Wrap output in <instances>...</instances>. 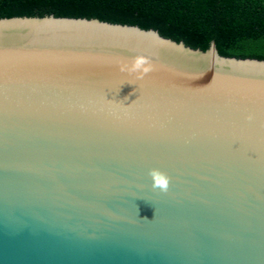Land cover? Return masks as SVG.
<instances>
[{"label": "water", "instance_id": "obj_1", "mask_svg": "<svg viewBox=\"0 0 264 264\" xmlns=\"http://www.w3.org/2000/svg\"><path fill=\"white\" fill-rule=\"evenodd\" d=\"M0 264H264V60L0 20Z\"/></svg>", "mask_w": 264, "mask_h": 264}, {"label": "trees", "instance_id": "obj_2", "mask_svg": "<svg viewBox=\"0 0 264 264\" xmlns=\"http://www.w3.org/2000/svg\"><path fill=\"white\" fill-rule=\"evenodd\" d=\"M98 20L157 31L201 51L264 60V0H0V20Z\"/></svg>", "mask_w": 264, "mask_h": 264}, {"label": "clouds", "instance_id": "obj_3", "mask_svg": "<svg viewBox=\"0 0 264 264\" xmlns=\"http://www.w3.org/2000/svg\"><path fill=\"white\" fill-rule=\"evenodd\" d=\"M122 71H128L130 73H140L141 77L148 74L151 71L150 62L143 57L136 58L131 66H127ZM153 183V189H159L163 193H167L171 186V177L167 173L160 169H151L148 173Z\"/></svg>", "mask_w": 264, "mask_h": 264}]
</instances>
